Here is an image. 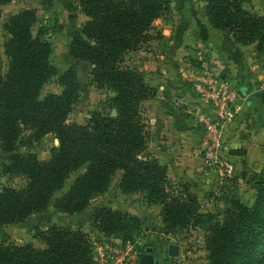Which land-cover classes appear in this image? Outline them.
<instances>
[{"label":"trees","instance_id":"trees-1","mask_svg":"<svg viewBox=\"0 0 264 264\" xmlns=\"http://www.w3.org/2000/svg\"><path fill=\"white\" fill-rule=\"evenodd\" d=\"M77 1L87 20L69 32L70 54L89 62L93 81L114 92L109 100L117 114L94 113L86 124L69 122L79 97V84L71 73L63 77L62 93L41 99L44 84L57 73L53 45L41 37V32L33 35L36 10L12 15L7 24L10 64L5 77L0 58V141L10 154L7 171L24 176L26 184L0 190V227L25 224L33 216L46 213L55 194L65 188L75 172L78 174L55 198L54 206L58 212L80 214L121 172L118 186L123 193L146 192L151 203L162 206L161 215L169 231L183 228L197 215L199 202L189 190H175L166 166L146 156L150 133L140 108L156 90L138 70L125 64L129 51L150 40L153 22L171 0ZM206 1L210 23L224 31L226 39L245 45L257 43L258 52L264 53V15L249 11L242 0ZM208 62L228 77L225 67L211 58ZM23 127L30 128L34 136H56L59 145L50 159L17 151ZM254 178V203L234 202L222 222L207 229L204 238L209 264H264V174ZM91 223L106 234H124L127 239L141 226L137 214L128 217L111 208L96 211ZM33 240L40 245L0 241V264H94L89 237L81 230L58 224L36 226Z\"/></svg>","mask_w":264,"mask_h":264},{"label":"rangeland","instance_id":"rangeland-1","mask_svg":"<svg viewBox=\"0 0 264 264\" xmlns=\"http://www.w3.org/2000/svg\"><path fill=\"white\" fill-rule=\"evenodd\" d=\"M206 3V0H171L160 17L153 22L149 31L150 40L141 44V47L137 50L129 51L126 54V66L138 70L146 82L156 90V95L143 101L140 108L149 133L152 131L151 121L155 120L154 113L160 99H167L170 104L177 105L180 108L185 107L186 115L191 116L203 129V124L200 121L201 113H198V110L194 107L195 105H202L201 108L205 114L206 105L199 103V101L195 105L184 104V100L179 99L175 93L170 92L172 79L164 71L166 68L163 61L166 58L169 46L174 43L176 32L185 34L182 25H185L193 15V10L196 9L194 12H202ZM25 9L36 10L37 20L32 27L33 35L36 36L38 32H41V37L51 42L54 48L52 60L57 67V73L44 84L40 98L44 99L50 93H62L65 89V85L62 83L63 77L71 73L79 84V97L73 105L68 118L69 122L86 124L94 113H110L115 116L117 111L112 109L109 100L114 92L106 86L102 87L96 84L91 75L93 66L87 61L72 56L68 48L71 41L69 32L76 27H81L87 20L84 19L85 21L82 22V19L86 17L83 16L84 13L77 0H12L9 3H0L1 74L4 77L6 76L10 64V58L6 52V43L10 38L7 29L8 21L12 15ZM166 29L171 31L166 33ZM199 46L190 45L192 51L195 52L194 55L191 59L186 58L181 62L186 78L185 86L192 94L195 93L192 79L199 76V72L203 68L200 54L204 56L205 53H200L203 47ZM186 47L189 48L188 45L184 46V48ZM260 54L264 53L260 52ZM205 59H209V57H205ZM58 145V139L54 134L34 136L30 128L23 127L16 149L19 153H33L40 160H48L53 149ZM146 156L157 158L162 165L166 166L168 180L175 190H189L197 198L200 205L199 211L185 227L169 231L161 215L162 206L151 203L146 192L123 193L118 186L121 177L120 172L114 176L110 187L104 193L93 198L90 203L93 207L89 211H84L79 215L59 214L54 206L55 198L60 197L66 191L78 174V172H75L71 175L65 188L55 194L46 213L33 216L25 224L0 227V241L18 245L35 242L36 245H40L38 241L33 240L34 228L36 226L45 228L50 223L57 222L86 233L92 247L95 246V243H105L106 241H112L113 238L122 240L120 252L116 256V262L118 263L121 262L119 261L120 258L123 260L127 258L130 260L124 261L129 264H142L145 256L149 254L147 260H151L152 264H156V260L159 264H209V251L205 244V233L209 226L216 222H222L226 211L233 206L234 202L240 201L247 206L254 203L257 196L254 176L264 174V160H260L262 154L255 155L253 160L252 157H249L250 159L233 161L235 166L238 165L239 167L238 170L236 169L235 174L225 179H221L218 175L219 181L213 183L203 178L190 179L191 181L180 179L178 175H173V167L166 162H162L160 157L148 147ZM258 163H260V166ZM9 164L10 154L4 151L0 141V190L7 186L21 188L26 184L24 176L7 171ZM200 180L201 183L198 182ZM194 184L202 186V196H198L193 191ZM121 203L144 210L142 217H139L141 226L134 229L133 236L130 239H127L124 234H106L95 228L91 223L93 214L101 208H111L125 216H132V213L130 214L122 209L119 205ZM98 206L101 207L98 208ZM92 208H97V210L91 215ZM149 219L151 224L146 229L144 224ZM171 245L179 247L178 254H169ZM147 247H153V252L147 253ZM92 256L94 264H97L93 250Z\"/></svg>","mask_w":264,"mask_h":264},{"label":"crops","instance_id":"crops-1","mask_svg":"<svg viewBox=\"0 0 264 264\" xmlns=\"http://www.w3.org/2000/svg\"><path fill=\"white\" fill-rule=\"evenodd\" d=\"M242 1L249 11L264 14V0ZM194 11L196 9L192 11L193 15L187 23L182 25L185 34L176 32L174 43L169 46L163 61L166 68L164 71L172 79L170 92L184 100V104L190 103L191 100L192 105L198 103L196 94L190 93L185 86L186 78L181 62L186 58L191 59L194 55L195 52L190 45L203 47L200 53L204 52L205 57L213 59L227 69L228 78L240 95L238 98L240 110L237 118L226 127L224 156L232 161H240L250 159L249 157L253 160L255 155L262 154L260 160H264V54L256 50L257 43L245 45L226 39L224 31L212 26L205 8L202 12ZM83 16L86 17L85 14ZM84 19L86 20L87 17L83 18L82 22L85 21ZM170 31L165 30L166 33ZM185 45L189 48H184ZM161 92L163 93V90ZM157 106L154 113L155 120L151 121L152 131L148 148L159 156L162 162L171 165L173 175H178L180 179L191 181L190 179L203 178L212 183L218 182L220 178L217 171L205 166L200 153L203 130L191 116L186 115L185 107L172 105L167 99L158 100ZM210 110L206 106L205 112L209 114ZM258 165L260 166V163ZM235 167L238 170V165ZM198 182L201 183V180ZM193 186V191L198 196H202V186L200 184ZM119 205L123 210L137 214L139 217L144 213V210L126 203ZM91 207L93 205L90 204L85 212ZM96 210L97 208L93 209L91 215ZM50 224L61 225L57 222Z\"/></svg>","mask_w":264,"mask_h":264},{"label":"built area","instance_id":"built-area-1","mask_svg":"<svg viewBox=\"0 0 264 264\" xmlns=\"http://www.w3.org/2000/svg\"><path fill=\"white\" fill-rule=\"evenodd\" d=\"M203 68L199 76L192 79L193 87L199 103L209 107L210 113L204 114L202 105H195L194 109L201 113L200 121L203 124L201 136V155L205 166L217 171L221 179L232 177L236 167L232 160L224 156L226 127L235 121L240 110L238 91L228 77L220 75L211 66L208 59L200 54ZM122 240L113 238L105 243H95L92 247L97 264H129L116 256L120 252ZM134 264V263H131Z\"/></svg>","mask_w":264,"mask_h":264},{"label":"water","instance_id":"water-1","mask_svg":"<svg viewBox=\"0 0 264 264\" xmlns=\"http://www.w3.org/2000/svg\"><path fill=\"white\" fill-rule=\"evenodd\" d=\"M151 224V220H147L144 224V227L147 229L149 227V225ZM147 253L153 252V247H147L146 248ZM179 253V247L177 245H171L169 248V254L172 255H176ZM149 256V254H147L144 258V260L142 261V264H152L151 260H147V257ZM156 264H159L158 260H156L155 262Z\"/></svg>","mask_w":264,"mask_h":264}]
</instances>
